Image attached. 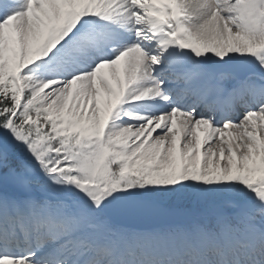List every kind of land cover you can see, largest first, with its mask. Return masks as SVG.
I'll list each match as a JSON object with an SVG mask.
<instances>
[{"label": "snow or ice", "instance_id": "snow-or-ice-1", "mask_svg": "<svg viewBox=\"0 0 264 264\" xmlns=\"http://www.w3.org/2000/svg\"><path fill=\"white\" fill-rule=\"evenodd\" d=\"M0 264H264V0H0Z\"/></svg>", "mask_w": 264, "mask_h": 264}, {"label": "rangeland", "instance_id": "rangeland-1", "mask_svg": "<svg viewBox=\"0 0 264 264\" xmlns=\"http://www.w3.org/2000/svg\"><path fill=\"white\" fill-rule=\"evenodd\" d=\"M215 146V144H213V147Z\"/></svg>", "mask_w": 264, "mask_h": 264}]
</instances>
